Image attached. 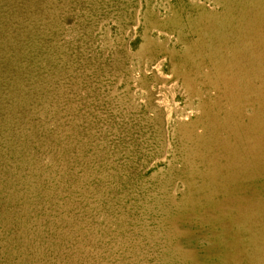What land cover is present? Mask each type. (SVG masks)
Masks as SVG:
<instances>
[{
  "label": "rangeland",
  "instance_id": "1",
  "mask_svg": "<svg viewBox=\"0 0 264 264\" xmlns=\"http://www.w3.org/2000/svg\"><path fill=\"white\" fill-rule=\"evenodd\" d=\"M262 90L264 0H0V264H264Z\"/></svg>",
  "mask_w": 264,
  "mask_h": 264
},
{
  "label": "bare ground",
  "instance_id": "2",
  "mask_svg": "<svg viewBox=\"0 0 264 264\" xmlns=\"http://www.w3.org/2000/svg\"><path fill=\"white\" fill-rule=\"evenodd\" d=\"M262 92H260V93L262 95H264V90H262ZM260 116H261V122L259 123V125L262 128V130H261V134H260V139H259L256 147L253 148L251 144H250V146L247 149H245L244 144L243 145L239 144V145H236V146H232L231 149H230V151L233 152V155H236V156H234L233 158L230 159V161H229V167H232V168H228V171H231V170H233V171H231L230 173H227V174L238 175V173H239V171H238V165H239L238 159L241 156L243 157L244 154H248V153L249 154H251V153H258V151H259L260 152V155L262 153V155L264 156V148H263V146H261V143L263 141V138L262 137H264V109L261 111ZM259 133H260V129H259ZM239 154H241V155H239ZM259 161H260L259 159L255 160V164L254 165H256L257 168H258V164H260V163H258ZM263 167L264 166L262 165V168ZM257 168H253L252 167V171L254 172L255 170H257ZM262 171H264V168H263Z\"/></svg>",
  "mask_w": 264,
  "mask_h": 264
}]
</instances>
